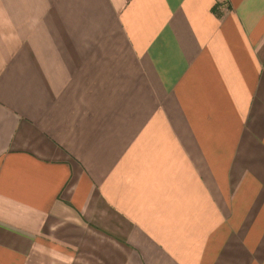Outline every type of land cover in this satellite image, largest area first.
Instances as JSON below:
<instances>
[{
  "label": "crops",
  "instance_id": "crops-1",
  "mask_svg": "<svg viewBox=\"0 0 264 264\" xmlns=\"http://www.w3.org/2000/svg\"><path fill=\"white\" fill-rule=\"evenodd\" d=\"M0 264H264V0H0Z\"/></svg>",
  "mask_w": 264,
  "mask_h": 264
}]
</instances>
